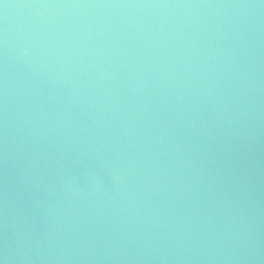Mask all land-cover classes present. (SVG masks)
Returning a JSON list of instances; mask_svg holds the SVG:
<instances>
[{"label": "water", "instance_id": "1", "mask_svg": "<svg viewBox=\"0 0 264 264\" xmlns=\"http://www.w3.org/2000/svg\"><path fill=\"white\" fill-rule=\"evenodd\" d=\"M0 264H264V0H0Z\"/></svg>", "mask_w": 264, "mask_h": 264}]
</instances>
